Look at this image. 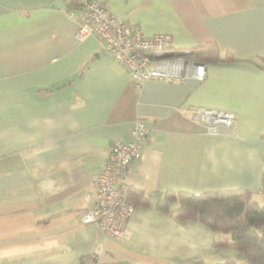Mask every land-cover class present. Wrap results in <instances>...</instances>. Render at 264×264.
Here are the masks:
<instances>
[{"label":"crops","instance_id":"crops-1","mask_svg":"<svg viewBox=\"0 0 264 264\" xmlns=\"http://www.w3.org/2000/svg\"><path fill=\"white\" fill-rule=\"evenodd\" d=\"M147 36L170 35V52L216 43L235 62L206 78L138 85L94 36L79 42L65 0H0V264H221L215 233L136 207L123 239L84 216L111 146L149 129L141 158L118 183L156 203L169 190L245 189L264 196V0H96ZM168 52V53H170ZM198 108L234 113L210 134ZM226 250V249H224Z\"/></svg>","mask_w":264,"mask_h":264},{"label":"built area","instance_id":"built-area-1","mask_svg":"<svg viewBox=\"0 0 264 264\" xmlns=\"http://www.w3.org/2000/svg\"><path fill=\"white\" fill-rule=\"evenodd\" d=\"M81 9L69 16L78 25L76 39L81 42L97 37L104 51L128 70L131 78L143 85L148 81L185 82L189 77L198 81L206 78V65L186 57L157 58L171 51L170 35L147 36L140 25L132 24L111 13L96 0H79ZM204 124L210 134L232 131L236 116L222 110L195 109L190 117ZM149 129L141 119L135 121L132 140L114 143L103 171L95 178L96 206L82 219L83 224L95 225L103 234L123 239L136 207L128 202L126 191L118 183L128 173L133 161L141 158ZM81 264H111L99 254H92Z\"/></svg>","mask_w":264,"mask_h":264},{"label":"trees","instance_id":"trees-1","mask_svg":"<svg viewBox=\"0 0 264 264\" xmlns=\"http://www.w3.org/2000/svg\"><path fill=\"white\" fill-rule=\"evenodd\" d=\"M65 4L68 14L81 9L79 0H65ZM191 52L187 59L205 65L237 60L229 52L223 55L216 43H208ZM259 66L264 68V59L259 61ZM125 191L128 202L135 207L155 209L179 223L199 222L207 226L215 233L214 249H235L244 254L245 264H264V206L255 201L250 191L238 189L196 194L169 190L154 204L140 189ZM261 192L264 195V171ZM222 264L238 263L228 260Z\"/></svg>","mask_w":264,"mask_h":264},{"label":"rangeland","instance_id":"rangeland-1","mask_svg":"<svg viewBox=\"0 0 264 264\" xmlns=\"http://www.w3.org/2000/svg\"><path fill=\"white\" fill-rule=\"evenodd\" d=\"M255 201L258 202V204H260L261 206H264V196H261L259 199L255 198ZM222 253H226V254L229 253V255L233 256L232 259L230 260H234L238 264H245L244 254L235 249L229 248V249L223 250Z\"/></svg>","mask_w":264,"mask_h":264},{"label":"water","instance_id":"water-1","mask_svg":"<svg viewBox=\"0 0 264 264\" xmlns=\"http://www.w3.org/2000/svg\"><path fill=\"white\" fill-rule=\"evenodd\" d=\"M192 54L191 51H180V52H170V53H164L157 55V58H172V57H188Z\"/></svg>","mask_w":264,"mask_h":264}]
</instances>
